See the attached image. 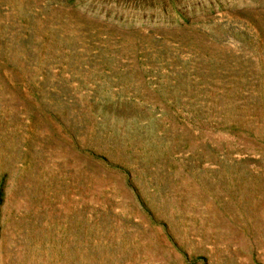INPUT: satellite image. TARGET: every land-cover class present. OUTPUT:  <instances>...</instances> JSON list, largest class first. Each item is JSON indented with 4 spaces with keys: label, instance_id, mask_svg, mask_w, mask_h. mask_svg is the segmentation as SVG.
Here are the masks:
<instances>
[{
    "label": "rangeland",
    "instance_id": "rangeland-1",
    "mask_svg": "<svg viewBox=\"0 0 264 264\" xmlns=\"http://www.w3.org/2000/svg\"><path fill=\"white\" fill-rule=\"evenodd\" d=\"M0 264H264V0H0Z\"/></svg>",
    "mask_w": 264,
    "mask_h": 264
}]
</instances>
